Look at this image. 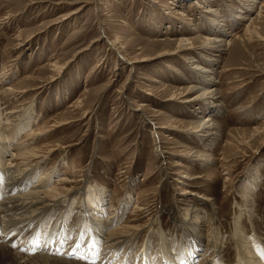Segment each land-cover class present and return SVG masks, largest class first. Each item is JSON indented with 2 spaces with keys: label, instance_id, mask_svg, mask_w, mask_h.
<instances>
[{
  "label": "rangeland",
  "instance_id": "obj_1",
  "mask_svg": "<svg viewBox=\"0 0 264 264\" xmlns=\"http://www.w3.org/2000/svg\"><path fill=\"white\" fill-rule=\"evenodd\" d=\"M256 2L243 13L242 0H0L1 124L11 115L10 126L22 122L24 130L6 147L5 159L17 154L20 142L22 148L43 150L47 160L37 173L49 174L50 186L66 178L72 199L54 216L58 219L70 204L74 212L61 224L73 229L71 236L91 240L74 227L92 189L102 195L108 217L117 213V226H136L135 260L141 259V243L149 244L152 253L161 251L163 243L178 252L175 245L184 236L181 229L173 231V224L190 219L187 210L199 201L182 195L189 188L213 200L214 234L222 235L223 248L232 252L228 233L238 217L245 238L255 233L241 193L253 184L254 219L262 222L257 231L264 238V42L249 41L242 32L251 20L237 17L255 18L257 35L264 39V0ZM216 24L224 28L223 51L201 76L210 79L213 73L207 87L217 90L219 98L213 104L184 103L196 94L187 91L195 86L191 58L211 56L199 50L206 39L219 36ZM179 39L193 42L192 50L173 55ZM229 41L233 46L224 52ZM219 104L221 111L214 112ZM209 116L220 126L219 136L208 139L213 138L211 149L193 124ZM197 152L209 154L211 161L203 164ZM208 210V204L201 208L204 222ZM52 223L57 226L49 231L62 229ZM26 242L20 250L15 245L17 251L26 255L30 252L24 250L35 248L40 253L43 242ZM205 245L193 263H201ZM74 248L67 249L76 254ZM82 248L77 255L92 253L96 264L133 262L104 246Z\"/></svg>",
  "mask_w": 264,
  "mask_h": 264
},
{
  "label": "bare ground",
  "instance_id": "obj_2",
  "mask_svg": "<svg viewBox=\"0 0 264 264\" xmlns=\"http://www.w3.org/2000/svg\"><path fill=\"white\" fill-rule=\"evenodd\" d=\"M242 1H244V3L246 2V4L240 5L241 12L243 13L252 11L253 5L257 3V0ZM261 8H264L263 4H261ZM257 11L260 15H262L263 11L261 12V9ZM211 12V10L207 11V13ZM237 17L240 20H251L250 25L246 26L244 31L242 32L249 41L264 42V39L257 35V32L255 30V18L251 19V17H242L240 15H238ZM233 18L236 19L235 15ZM216 28L219 36L210 39L208 38L209 40L206 39L200 46L199 50V54L203 55V53H209L208 55L211 56L207 57L208 55H205L207 57L206 59L202 58L200 55L199 59H197L196 57L191 58V60L193 61L191 70H193L194 72V76L192 75V80L195 86L192 85L193 87L191 86L192 88H188L187 91L193 92L196 90V94L191 98L185 99L183 101L184 103H197L200 100H207L208 104H213V102L219 98L217 90L209 89V87H207L211 85V82L214 79L213 73H211L212 77L210 79L209 76L208 79H204V77L201 76L202 74H205L207 70H209V67H207L206 65H209L211 61H214L212 59H214V57H218V53L223 51L221 47L223 46L222 32L224 31V28H222L221 24H216ZM192 43L193 42H190L186 39H179V41L176 43V53H174L173 55L186 50L191 51ZM109 44L114 47L115 42L113 41ZM232 46L233 44L230 41L227 45L224 44V47H226L224 52L227 49L229 50L230 48H232ZM195 53L196 52H194V54ZM201 62L204 63V65H201ZM210 72H213V70H211ZM143 107L144 105L142 106V108ZM216 107L217 108L214 109V112L221 111L222 106L220 104ZM140 109L141 107L137 110L139 111ZM26 113L28 114V109L23 112V114L25 115ZM23 114L21 115V118L27 119V117ZM10 116L6 118V124H1L3 122V115L0 109V178L2 176V179H0V264H91L92 261L87 262L79 260L77 258L69 256L68 253L61 254V251L63 249L67 250L69 246L75 247L74 249L76 254L80 253L82 246L83 248H85L84 241H81L75 235L71 236L73 229H64V224H61L64 218L68 219L70 217L69 214L71 213V211L74 212L70 204L67 210L63 214H61L58 219L56 218V216H54L56 210H58L60 207H63L65 204H68L70 199H72L70 194L68 195L69 190H66V178L59 177L58 180L54 183V186H50L49 174H47V176H44L46 174L37 173L40 163L47 160L45 155H41L43 150L35 149V151H33V149H31L30 147L22 148L23 143L21 142L18 144L16 143L15 149L17 150V154H13L11 158L9 157V159L7 160L5 159V155H7V151L5 150L7 149L6 147H9L13 142H16L20 134L24 132V130H22V122L19 123L20 119L18 120L19 124L10 126L12 125L10 124ZM193 124L196 125V128H198V130H196L195 132L202 133L201 135H198L199 140L202 141L200 138L205 139V141L207 142L205 144V147L211 149L212 144L210 143L211 141H213L214 137L219 136L220 126L217 123H214V121L212 122L210 116L205 117L202 121H198ZM3 125H5L6 127L2 128ZM9 126L12 128H9ZM37 135H41V133ZM210 136H212L213 138L208 141ZM262 146H264V142L262 143ZM48 152L46 154H48ZM196 154V159H201L203 164H208L211 161V157L207 153L202 154L197 152ZM194 157L195 155L193 156V158ZM174 165L178 166L179 164L176 163ZM161 170V172H163L162 168ZM38 176L40 178H38ZM183 177L187 180L192 179L189 175H184ZM37 178L39 179L38 181L36 180ZM32 180H34V182L37 181L35 182L36 184L31 185V188L27 189V184ZM6 187L8 192H6ZM255 187H253V184H250L247 185L242 192L240 190L243 195L242 197L246 200L245 207L249 208L248 212L250 214L248 215V217L250 220L252 232L255 233H252L251 236H246L245 238V234L243 236V231L241 232L242 228L238 227V225L240 224V218L238 217L237 222H235L236 227H230V231L228 233L231 245L233 247L232 252L226 251V248H223V246L225 247V245L223 243L222 235L214 234L215 231L217 232V222L215 221L216 213L213 211L211 205V202L213 200L203 198L202 196L198 195L195 190H192L194 192L189 193L190 191H186L189 188L184 189L182 195H185L186 197L187 195H192L199 201H196L197 206H193V208L189 207V210H187L190 219H179V223L175 222L173 224V231H175V229H181V232H183V235L181 237L184 236L180 240V243L175 245V247L179 246L180 248L178 252H174L176 249H171V247H168V244L163 243L162 246L159 247L161 251L158 252L155 249L152 253L151 246L149 244L141 243V245L139 246V250L141 251L139 258L141 259L140 261L135 260V256L137 255H134V252L135 249L137 250L138 248L136 247L135 242V240H137L136 238H138V231L135 230L136 226H123L124 224H121V227L117 226V222L120 221L118 218H116L117 213H113L110 216L111 218L108 217L109 215L105 211V208L102 204V195L94 192L92 189H89V191L87 192V196H85L84 200L82 201L79 215L81 217L78 218L77 226L74 227L76 228L75 233L79 231L78 234L81 233L82 238L88 237L89 239H91V241L92 236H94V240L92 242L97 241V244L92 242L88 243L86 247L90 250H101L106 248L108 250H113L115 254H120L121 256L125 257L126 260H130V258H132L133 262L129 263L124 259L126 261L125 264H134L135 261L138 262H136L137 264H195L193 263V260L196 259L199 255L197 254V251L201 248L203 250L204 242L206 243V245L204 247V253L201 256L203 259H201V263L199 264H264V238L262 237L263 235L258 232L261 229L259 228V226L260 224L262 225V222L259 223L257 219H254L255 215L253 212L254 202H252V198H254L255 196V192L253 190V188L255 189ZM207 204L209 206V214L207 218L209 219H206V221L204 222L205 219L201 220V218L205 215L200 211L204 206L207 207ZM53 218H56L53 221L58 223V226L62 227L60 231L55 230L57 228H55L54 231L48 230L51 227L57 226L54 225L55 223H52L53 221H48L52 220ZM179 224L181 225L179 226ZM113 226H115V228H113ZM48 233L50 237L47 238L46 236L48 235ZM128 235H130V239L127 238ZM255 235L258 238L257 240H255ZM70 237L74 239L71 240ZM123 238L127 239L123 240ZM33 239L35 244L43 242V247L38 248L40 250L39 254L31 255L29 253L25 255L17 251L16 247H14V245H17L18 250H20V248L18 247L20 244H23V242L27 241L24 245H30L32 244ZM170 242L171 244L175 243L174 240H171ZM10 244L13 246V248L10 247ZM103 246L104 248H101ZM9 247L13 250L9 251ZM45 249L47 251H45ZM26 256H30V259ZM129 256L130 258L127 259ZM232 256H235V260L233 262L231 260ZM107 260H109V258ZM110 262L111 261H109V263Z\"/></svg>",
  "mask_w": 264,
  "mask_h": 264
},
{
  "label": "snow or ice",
  "instance_id": "obj_3",
  "mask_svg": "<svg viewBox=\"0 0 264 264\" xmlns=\"http://www.w3.org/2000/svg\"><path fill=\"white\" fill-rule=\"evenodd\" d=\"M0 179H2V178H0ZM14 247H16V246L14 245ZM22 250H24V249H22ZM24 251H29L31 254H35V248H33V249H28V250H24ZM58 254H59V253H58ZM91 264H96V260H95V259L92 260Z\"/></svg>",
  "mask_w": 264,
  "mask_h": 264
}]
</instances>
